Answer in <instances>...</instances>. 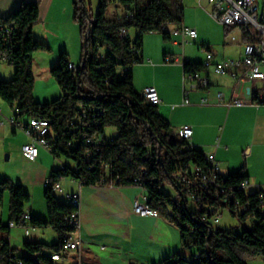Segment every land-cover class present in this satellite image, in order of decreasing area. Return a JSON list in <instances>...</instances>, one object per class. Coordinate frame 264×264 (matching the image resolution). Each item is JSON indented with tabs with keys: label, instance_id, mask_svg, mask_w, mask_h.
Masks as SVG:
<instances>
[{
	"label": "trees",
	"instance_id": "1",
	"mask_svg": "<svg viewBox=\"0 0 264 264\" xmlns=\"http://www.w3.org/2000/svg\"><path fill=\"white\" fill-rule=\"evenodd\" d=\"M112 1L133 15L107 17ZM184 11V0H99L96 13L89 14L84 0H73V19L82 38L80 62L86 40L84 66L80 68L79 62L77 69L69 68L67 53L61 51L49 68L61 94L44 103L35 101L32 95L33 55L50 50L45 41L32 34L33 26L40 20L39 3L22 2L0 17V27L8 29L4 32L0 28V49L8 52V63L13 66L12 78L0 80V100L16 107L14 116L18 119L46 118L51 154L72 162L71 166L60 163L49 171V183L43 190L45 217L32 215L26 209L30 195L21 184L8 178L0 180V203L6 192L9 196V222L3 224L0 219V264H56L49 255L62 252L63 239L73 231L65 218L78 210L69 200L58 201L52 190L66 177L83 184L140 185L146 203L179 229L182 247L195 249L189 256L178 252L154 264H247V258H264V215L260 213L259 192L234 190V197L244 206L241 209L230 203L232 198L225 200L229 188L247 179L244 167L222 176L220 188L213 191L210 187L211 196L202 194L198 205L190 203L185 192L184 200L174 199L182 191L181 177L193 178L191 167L204 168L205 154L174 134L170 123L158 112V105L149 103L133 85L129 67L143 62L144 35L157 31L164 40L169 39L171 35L163 27L180 25ZM261 21L264 22V15ZM242 35L246 42L250 41L245 30ZM182 70L195 73L207 69L203 62L184 61ZM252 97L257 101V94ZM106 128H112L111 134L106 135ZM164 183L176 189L174 196L161 190ZM190 204L196 209H190ZM212 205L236 214L242 224L249 220L251 226L235 232L212 225L213 213L206 209ZM11 222L13 226L9 225ZM14 226H22L24 231L51 227L58 239L51 244L23 241L25 254L19 256L6 238Z\"/></svg>",
	"mask_w": 264,
	"mask_h": 264
},
{
	"label": "crops",
	"instance_id": "2",
	"mask_svg": "<svg viewBox=\"0 0 264 264\" xmlns=\"http://www.w3.org/2000/svg\"><path fill=\"white\" fill-rule=\"evenodd\" d=\"M27 1H37L39 8L42 3V9L49 11L54 0H0V17H5L20 3ZM202 2L203 0H196L198 7L201 6L196 8L200 17L204 16L205 4L202 5ZM205 3H209L208 0ZM47 15L46 11L42 13L39 22L32 28V34L52 44V49L57 50L58 45V50L65 51L66 47L62 43H52L50 36L45 33L48 28L54 30ZM185 16L184 13L181 24L197 27L198 29H195L200 43L192 40L193 43H188L193 45L187 49L184 48L187 43L181 45L179 37L170 36L169 39L164 40L161 36L164 42H160L163 47L159 48V57L156 52H153L156 56L149 52L144 42L142 47L143 61H149L154 57L155 63L147 64L148 69L155 70L161 67V63H167L165 58L178 60L171 65L177 73V85L173 89H168L155 80H147L141 84V89L149 85L155 86L161 100L157 106L158 112L167 119L174 132L184 125L191 126L192 135L189 144L204 151V154L214 153L222 173H232L244 167L243 172L247 175L250 184H260L264 188V79H246L240 83L228 74L218 75L207 69L202 73L209 77L208 87L189 89L187 94L189 104H181L184 95L182 63L203 62L208 50L213 52L215 61L240 57L246 42L242 30L237 32L236 29L239 28L225 27L218 23L221 26V44L228 45L227 49H236V53L223 49L219 54L208 47L211 41L201 32L198 25L187 23ZM39 26L43 27L44 31L38 29ZM69 57L70 63L79 64L71 60L72 56ZM47 69L48 67L45 68ZM261 71L264 73V66L261 67ZM138 83L140 84L139 81ZM217 91L223 92L226 99L234 94L248 102L242 106L217 104L215 98ZM253 94H257V102L251 101ZM202 98L207 99L206 103L201 102ZM179 112L186 117L181 120L176 119ZM28 141L26 136L23 144ZM45 151L47 150L40 149L34 160ZM53 167L49 163L47 170L43 169L42 179L47 177L50 168ZM59 183H63L61 184L63 192L60 193L63 196L66 192L79 195L80 227L72 233V236L79 237L82 245L78 250L55 262L56 264L69 257L72 264H154L164 258L172 257L175 253H184L179 229L173 222L159 214L139 216L133 212L135 200H142L144 194L140 185L80 184L79 181L69 177L62 178ZM64 199L66 200L65 196ZM28 210L35 216L46 215V211L44 214L35 212L33 208ZM24 234L27 236L30 231L28 234L24 231ZM262 261L264 264L263 257Z\"/></svg>",
	"mask_w": 264,
	"mask_h": 264
},
{
	"label": "rangeland",
	"instance_id": "3",
	"mask_svg": "<svg viewBox=\"0 0 264 264\" xmlns=\"http://www.w3.org/2000/svg\"><path fill=\"white\" fill-rule=\"evenodd\" d=\"M88 6L89 14H95L99 0H84ZM207 0H203L202 5L205 4L204 16H199L196 8L198 7L196 0H184L185 6V18L187 23H195L198 25L199 29L206 38L211 41V44H208V47L215 51V53H221L223 49L225 51H231V53H236V49L230 48L227 49L226 44H221V26L218 22L213 19L211 16V5L205 3ZM258 10L257 16L259 20L262 15H264V0H257ZM117 1H112L108 4L106 16L114 17L124 11L116 5ZM207 4V5H206ZM40 16L45 11L48 13L47 17L50 20V26L54 29H47L45 33L50 36L53 43H62L66 47L67 57H73L71 60L73 62L79 63L81 54H82V38L79 33V29L73 19V0H54L52 6L48 9H42V3L40 4ZM200 21V23H198ZM173 27V26H171ZM189 27V26H188ZM37 28V27H36ZM44 28L39 26L38 29ZM192 28V27H190ZM198 29L197 27H195ZM239 32L240 29H236ZM135 35V30L130 31V36L133 38ZM58 38L56 39V37ZM161 34L157 31L149 32L144 35L143 42L146 49L156 56L153 52L157 53L159 57V48L162 49L163 45L160 42H164L161 38ZM55 38V39H53ZM197 43H200V38L194 39ZM47 43V42H46ZM189 43H193L192 40ZM185 44L184 48L189 49L193 44ZM50 46L49 51H36L33 55L32 62V75L34 78V86L32 95L35 101L40 103L49 102L53 99H56L60 96L61 91L56 83V81L50 76L49 67L55 64L58 60V55L60 51L55 48L52 49V44L47 43ZM194 47V46H193ZM192 47V48H193ZM180 48V47H178ZM205 49H203L204 52ZM202 52V51H201ZM200 52V53H201ZM72 53L74 55H72ZM202 54V53H201ZM213 54V52H212ZM235 55V54H234ZM214 56V54H213ZM69 57V58H70ZM204 58V53L203 56ZM198 56V58L203 59ZM206 57V56H205ZM229 59V58H226ZM69 60V59H68ZM155 63L154 57H151L149 61H143L141 63H135L129 67L133 74V83L134 88L139 93L143 90L141 89V84L147 80H155L159 85H162L168 89H173L177 85L176 70L172 68L173 62L161 63V67H158L155 70L148 69L147 64L151 65ZM48 67L47 70L45 68ZM13 76V66L12 64L6 61H0V80H9ZM140 82V84L138 83ZM0 108L4 117L14 116L16 107L12 108L4 101L0 100ZM185 115L183 113H177L176 119L181 120ZM20 120L24 121V117H21ZM175 128V126L173 127ZM112 128H106V135L111 134ZM26 140L25 133L21 129H15L6 123L0 127V180L8 178L15 184H21L23 189L30 195V202L26 205V209L33 208L35 212H40L45 214V204L43 200V190L44 182L47 177L42 179L43 169L47 170L48 164L52 167H58L60 163L72 165V162L66 158L56 159L53 155L47 150L38 157L37 160H30L24 157L21 146ZM193 147V146H192ZM204 152V151H203ZM51 169V168H50ZM49 174V172H48ZM48 176V175H47ZM63 185V183H61ZM161 190L174 196L176 189L169 183H164L161 185ZM55 196L58 201H65L64 196L59 192H55ZM8 206H9V196L6 192L2 202L0 203V219L3 224H7L8 221ZM190 209H196L195 206L190 204ZM217 227L221 229L233 230L239 232L243 227L249 228L251 222L247 220L243 224L241 223L238 216L231 215L228 210L223 211ZM30 234H24V228L22 226H14L10 229V234L7 240L10 241V245L16 248V254L21 256L25 254L23 249V241H42L47 244H51L57 240V235L51 227H36L29 228ZM195 251V249H185L184 255L189 256V253ZM69 257L67 260L59 262V264H72ZM247 264H263L262 257H252L246 259Z\"/></svg>",
	"mask_w": 264,
	"mask_h": 264
},
{
	"label": "built area",
	"instance_id": "4",
	"mask_svg": "<svg viewBox=\"0 0 264 264\" xmlns=\"http://www.w3.org/2000/svg\"><path fill=\"white\" fill-rule=\"evenodd\" d=\"M208 2L211 4V16L213 19L225 27H235L245 30L250 36V41L244 43L242 54L238 58H229L221 61H215L212 52L207 51L203 65L206 67V69H211L215 74H228L236 82L240 83L246 79H264V73L261 71V67L264 66V22L261 21V19L259 20L257 16V0H208ZM121 14L132 16L133 12L130 11ZM171 26L173 25H166L163 28L167 30L171 36L179 37L181 45H184L185 43H188L197 37V31L195 28H190L183 24L173 27ZM0 28H3L4 32L8 31L6 27ZM124 32L125 31L122 30L121 33ZM85 35H87V32ZM0 61H9V54L4 49H0ZM165 62H178V60L165 58ZM68 67L71 69H77V65L72 63H69ZM183 81L184 95L181 101L182 105L189 104V99L187 96L189 89L206 88L209 85L208 75L203 74L202 72L183 73ZM140 94L153 105H158L161 102L158 91L153 85L145 87L140 92ZM215 98L217 104L225 106H242L248 102L243 100L241 97L235 96L234 94L229 99H226L224 93L221 91L216 92ZM206 101V98H202L201 100L202 103H206ZM251 101L257 102L253 98ZM5 123H8L14 129H21L28 137L29 141L23 144L21 147V151L26 158L34 160L38 156L40 149L48 150L51 153L52 147L46 138V136L50 133L49 122L46 118L31 116L27 121H22L15 116L6 118L3 116L0 108V125ZM174 134L188 142L192 135V128L189 125H184L179 130L174 132ZM86 141L88 142L89 139ZM205 159L206 164L204 168L197 166L191 167V172L194 175L193 178L184 176L181 177L180 175L176 176L177 180H179V177H181L179 181L182 182L183 187L182 191L178 192L174 199L184 200L183 192H185L189 202L193 205H198L202 194L208 193L207 195L211 196V188L213 191H217V189L220 188V180L225 174L221 172L219 162L216 160L214 153L211 152L205 154ZM48 183L49 180L46 179L44 186L48 185ZM79 183L83 184L80 181ZM236 189L244 192H259L261 199L260 213L264 215V188L260 184H250L247 178L242 180L234 188H229V192L226 194L225 200L229 201V198H232L230 203L235 205V209H241L244 208V206H240L239 201L234 197L233 191ZM52 190L59 193L63 192L59 182L53 185ZM64 196L66 200L71 201L75 206H77L78 210L72 212L68 217L65 218L68 222V225L73 228V231L66 234V237L63 239L61 253H50L49 256L51 260L55 262L62 260V258L67 256L70 252L78 250L82 245V240L79 237L72 236V233L78 230L80 227L79 195L76 193L66 192ZM146 202L147 197L144 193L142 200H135L133 204V212L139 216L158 215V212L151 208ZM206 209L207 212L213 213L211 221L212 225L215 226L218 224L223 211H225V208H219L212 205L206 206ZM24 217L25 219H28L29 215L26 214ZM9 225L13 226L14 224L11 222ZM25 232L28 234L29 228H25Z\"/></svg>",
	"mask_w": 264,
	"mask_h": 264
},
{
	"label": "water",
	"instance_id": "5",
	"mask_svg": "<svg viewBox=\"0 0 264 264\" xmlns=\"http://www.w3.org/2000/svg\"><path fill=\"white\" fill-rule=\"evenodd\" d=\"M85 44H86V40L84 39V52H83V57H82V60L80 62V68H83L84 66V61H85V56H86V47H85ZM248 93H249V88H248Z\"/></svg>",
	"mask_w": 264,
	"mask_h": 264
}]
</instances>
